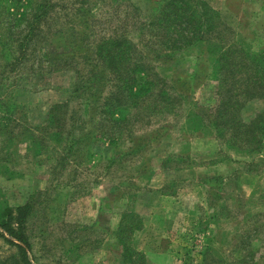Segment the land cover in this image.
<instances>
[{"label":"rangeland","instance_id":"374dc122","mask_svg":"<svg viewBox=\"0 0 264 264\" xmlns=\"http://www.w3.org/2000/svg\"><path fill=\"white\" fill-rule=\"evenodd\" d=\"M161 1L128 0L149 15L161 8ZM206 1L235 29L239 39L264 49V0ZM100 5L98 17L105 21L114 18L102 24L111 32L120 23L118 16L126 13V5L118 12L111 0ZM9 8L14 12L13 6ZM15 20L0 5V27L15 29ZM55 25H66L64 17ZM128 27L130 37L136 39V31ZM61 31L64 27L54 28L49 37L56 51L64 50L66 44ZM14 45L11 36L8 48ZM2 50L0 74L6 72L11 55ZM195 55L154 58L161 75L183 96L184 107L175 117L156 118L152 126L137 125L140 134L158 131L162 135L143 155L126 157L110 169L105 166L119 151L128 149V140L116 145L92 142L89 149L97 152L93 160L73 157L64 168L60 158L68 143L64 137L60 141L48 137L44 145L36 141L40 151L36 154L31 138L20 133L46 124L50 108L72 94L77 77L74 71L42 72L30 61L24 70L25 80L14 85L15 74L9 70L0 76V100L19 106L9 112L0 106V200L12 208L31 199L35 203L29 221L31 264H125L116 231L127 210L144 222L135 238L148 264H201V251L211 235H215L213 245L221 254V263L264 264V152L241 154L213 127L196 130L185 125L190 112L212 114L211 118L218 102L210 65L206 58L197 63ZM263 110L264 100H254L235 117L250 121ZM87 126L93 130L92 125ZM165 158L171 159L167 167L162 165ZM252 161L257 165L247 164ZM12 253L20 258L22 251L0 237V264Z\"/></svg>","mask_w":264,"mask_h":264},{"label":"trees","instance_id":"16d2710c","mask_svg":"<svg viewBox=\"0 0 264 264\" xmlns=\"http://www.w3.org/2000/svg\"><path fill=\"white\" fill-rule=\"evenodd\" d=\"M100 2L107 4V0H0V5L16 19L14 23H18L13 25L15 29L0 27V48L11 54L5 68L6 72L15 74L14 85L26 79L24 70L30 61L39 65L42 72L64 69L77 75L72 94L50 108L46 124L20 132L25 138H31L36 154L40 152L38 142L44 145L48 137L56 141L64 137V142L68 141L60 157L64 168L73 157L93 160L97 152L90 151L89 147L99 140L112 145L128 140L131 144L126 151H119L118 157L109 160L107 169L126 157L143 155L162 133L140 134L137 125L152 126L156 118L175 117L184 107L183 96L154 63V58L177 53L185 57L196 54L197 63H203L202 59L206 58L211 78L217 82L214 115L210 118L212 114L190 112L185 125L196 130L213 127L241 154L264 152V110L250 121L235 117L248 102L264 100L263 48L257 49L239 39L235 29L206 0H162L161 8L150 15L128 0H111L116 12L126 5V13L118 16L120 23L111 32L102 24L114 18L109 16L105 21L98 17ZM60 13L64 26L55 25L63 18ZM129 25L136 31V39L130 37ZM62 27L66 44L64 50L56 51L51 48L49 37L55 33L54 28ZM11 36L15 42L13 49L8 48ZM178 81L182 84L183 79ZM1 86L0 83V89ZM0 106L8 112L19 107L4 98ZM89 124L93 130L87 129ZM37 131L40 136L36 135ZM2 133L7 132L2 129ZM170 161L165 158L162 165L167 167ZM247 164L257 165L256 161ZM34 213L33 199L17 208L0 200V237L22 251L20 258L10 254L5 264H31L29 221ZM143 226L137 213L129 210L122 213L116 235L125 264H148L145 254L136 247L135 236ZM214 239L215 235L207 237L201 264H225L221 263V254L218 255L219 250L213 245Z\"/></svg>","mask_w":264,"mask_h":264}]
</instances>
